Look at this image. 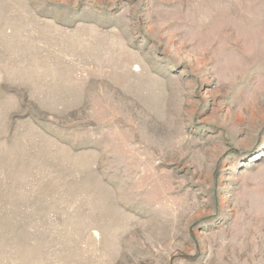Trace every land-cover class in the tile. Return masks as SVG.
I'll use <instances>...</instances> for the list:
<instances>
[{
  "label": "rangeland",
  "instance_id": "1",
  "mask_svg": "<svg viewBox=\"0 0 264 264\" xmlns=\"http://www.w3.org/2000/svg\"><path fill=\"white\" fill-rule=\"evenodd\" d=\"M0 264H264V0H0Z\"/></svg>",
  "mask_w": 264,
  "mask_h": 264
}]
</instances>
